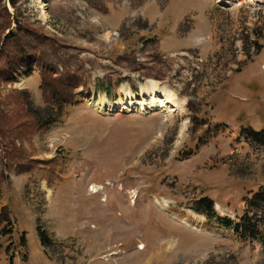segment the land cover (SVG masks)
Segmentation results:
<instances>
[{"label":"rangeland","instance_id":"rangeland-1","mask_svg":"<svg viewBox=\"0 0 264 264\" xmlns=\"http://www.w3.org/2000/svg\"><path fill=\"white\" fill-rule=\"evenodd\" d=\"M250 128L264 0H0V264H264Z\"/></svg>","mask_w":264,"mask_h":264},{"label":"trees","instance_id":"trees-1","mask_svg":"<svg viewBox=\"0 0 264 264\" xmlns=\"http://www.w3.org/2000/svg\"><path fill=\"white\" fill-rule=\"evenodd\" d=\"M247 137H252L260 144L261 147L264 148V130L261 132L255 131L252 128L248 129L244 133ZM199 206L196 207V211L204 214L209 220L216 218V212L214 211V202L209 198L205 197L200 202H198ZM247 203L249 206L254 208L256 206L257 209H263L264 208V189L259 190L258 192L254 193L251 199L247 200ZM203 210V211H201ZM261 212V210H260ZM244 231H240L239 227H235L236 234L243 237L244 239L249 238H258L262 244H264V233H261L259 231L258 225L252 221V218L245 217L242 221ZM227 226H229L227 224ZM39 236L41 238V244L42 246H46L48 244V241L52 242V239L49 237L48 232L42 228L39 227ZM25 242V239L24 241Z\"/></svg>","mask_w":264,"mask_h":264},{"label":"bare ground","instance_id":"bare-ground-1","mask_svg":"<svg viewBox=\"0 0 264 264\" xmlns=\"http://www.w3.org/2000/svg\"><path fill=\"white\" fill-rule=\"evenodd\" d=\"M153 90H154V86H153ZM160 97H162V99L157 100L159 102H157L156 99H153V106L154 107H156L158 104H159V107H164V106L167 107L170 103H171L172 107H178L179 106V102L176 99L175 94L173 92H171V91H163L161 93Z\"/></svg>","mask_w":264,"mask_h":264}]
</instances>
